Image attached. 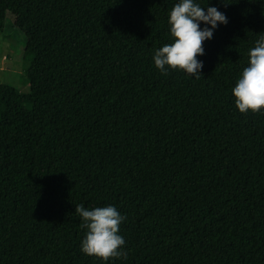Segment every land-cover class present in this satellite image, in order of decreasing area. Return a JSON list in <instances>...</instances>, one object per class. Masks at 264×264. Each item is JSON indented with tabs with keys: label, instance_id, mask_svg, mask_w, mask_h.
<instances>
[{
	"label": "trees",
	"instance_id": "1",
	"mask_svg": "<svg viewBox=\"0 0 264 264\" xmlns=\"http://www.w3.org/2000/svg\"><path fill=\"white\" fill-rule=\"evenodd\" d=\"M177 2L0 0L29 65L0 85V264H264V110L232 95L264 0H195L228 20L199 79L154 64ZM80 204L126 217L127 259L82 253Z\"/></svg>",
	"mask_w": 264,
	"mask_h": 264
},
{
	"label": "clouds",
	"instance_id": "2",
	"mask_svg": "<svg viewBox=\"0 0 264 264\" xmlns=\"http://www.w3.org/2000/svg\"><path fill=\"white\" fill-rule=\"evenodd\" d=\"M201 23L211 27L201 29ZM227 23L226 15L216 7H201L195 0H178L168 16L173 40L154 51L156 68L165 75L169 69H178L199 79L204 65L197 57L205 54L204 42L213 38L218 25ZM248 57L247 66L232 88L235 106L242 114L264 110V33L259 34ZM75 214L82 220L81 228L86 230L82 253L105 262L127 259L125 239L119 234L126 217L114 205L89 209L80 204L75 206Z\"/></svg>",
	"mask_w": 264,
	"mask_h": 264
},
{
	"label": "rangeland",
	"instance_id": "3",
	"mask_svg": "<svg viewBox=\"0 0 264 264\" xmlns=\"http://www.w3.org/2000/svg\"><path fill=\"white\" fill-rule=\"evenodd\" d=\"M11 9L13 11L8 14V21L4 27L0 26V85L8 84L20 93H27L29 83L26 72L29 65L24 55L25 36L14 25L13 14L16 9ZM4 55L10 57V60H7V57L3 60Z\"/></svg>",
	"mask_w": 264,
	"mask_h": 264
},
{
	"label": "crops",
	"instance_id": "4",
	"mask_svg": "<svg viewBox=\"0 0 264 264\" xmlns=\"http://www.w3.org/2000/svg\"><path fill=\"white\" fill-rule=\"evenodd\" d=\"M5 57H7L6 55H4L3 60L5 59ZM7 60H10V57H7Z\"/></svg>",
	"mask_w": 264,
	"mask_h": 264
}]
</instances>
